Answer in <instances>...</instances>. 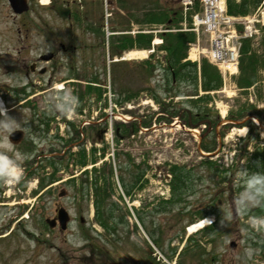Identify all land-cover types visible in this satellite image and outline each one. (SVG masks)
I'll return each instance as SVG.
<instances>
[{
	"label": "rangeland",
	"instance_id": "obj_1",
	"mask_svg": "<svg viewBox=\"0 0 264 264\" xmlns=\"http://www.w3.org/2000/svg\"><path fill=\"white\" fill-rule=\"evenodd\" d=\"M118 1L119 4L112 0H103L104 6H107V36L101 40L100 47H92L101 48L100 55L98 50H92L89 56H76V64L80 67L74 73H78L77 76L82 81L89 78L98 84L90 90L83 89L84 83L74 85L72 80L64 81L68 68L73 64L69 58L66 59L67 64L60 63L55 67L56 71L51 70L50 74L54 79L50 86H40L38 81L43 77L36 73H14L11 67L19 61H14L15 56L8 54L7 50L12 45L4 38L15 33L17 25L10 24V15L6 10L0 12V101H3L8 114L20 121L21 129L26 131L23 141L14 144L27 156L23 167L28 184L25 186L21 182L9 186L0 182V264H264V234L249 230L246 243L241 244L248 227L247 216L234 214L231 223L221 224L222 229L219 232L198 230L190 233L186 230L189 222L195 220V216L213 208V194L218 192L217 188L228 187L226 183L214 186L217 183L215 174L218 176L219 173L210 171L201 164H206L209 160L200 161L202 153H205L200 151V146H213L212 151L205 154L216 161V166L223 172L221 178L226 176L230 186V190L227 188L216 193L223 200L220 203L223 208L233 204V197L239 190L235 178L241 162L245 161L241 166L250 170H255L257 162L261 165L260 169L262 168L264 123H260L249 112V103L256 101L255 107L260 109L264 100L260 101L256 95L250 94L255 88L246 91L239 88L236 84L238 74L229 78L219 70V64L215 66L209 61V35L199 29L195 45L190 44L186 49L187 58L195 62L206 60L211 68H216L221 77L226 76L219 90L209 92L206 102L199 100L201 110L207 113L208 121H215L216 118L219 121L216 124H197V131L186 130L180 125L176 127L181 122L178 117L169 116L168 110L174 108L178 112H184V109L190 108L187 100L184 96L173 95L169 98L172 92L162 85L165 84L163 78L166 80L164 71L160 74L152 69L148 74L143 69L145 62L137 58L138 55L128 56L130 52L119 49L126 46L123 44L124 40L128 41V36L135 34L137 26L139 29L146 27L143 23H137L136 18L131 19L133 12L137 18L142 19L148 10L164 12L171 8L179 11L180 0ZM193 6L197 10L200 6L199 0H194ZM261 13L262 7L256 9L254 16L262 20ZM254 24L258 27L259 23L255 20ZM143 44V41L138 44L133 42L132 46ZM228 44L230 47L232 42L229 41ZM133 49L131 51H137ZM116 51L121 56L111 55ZM158 55L161 60L165 52L162 50ZM224 56L226 62L231 60L229 53H224ZM150 59L153 64H160V60L155 57L151 56ZM226 62L223 65H229ZM220 68L223 69V66L220 65ZM85 71L88 75H84ZM156 74L161 77L157 78ZM19 75L21 79L14 82ZM263 75L261 70L259 81ZM46 77L44 75V79ZM44 79L42 81L45 83L47 79ZM155 80H158L159 88L155 86ZM183 82L179 85L176 81L173 86L179 92L193 89L191 82ZM63 87L74 89L81 101L72 119L56 112L41 111L40 108L50 89ZM131 92L134 93V98L126 101L125 97L130 96ZM201 92L199 90V94ZM202 94L207 93L203 90ZM184 106L186 107L183 108ZM129 117L131 119H127ZM174 120L179 122L169 124ZM87 121L89 124H86ZM143 121L154 124L147 130L138 131L134 136H125L116 148L114 131L118 128V131L126 135L125 132L131 131L133 124ZM225 122L227 123L224 124ZM241 126L247 128L244 136L237 134V129ZM45 128L53 132H41ZM46 133L53 134L54 139L44 137L45 140L39 136ZM104 143L108 146L107 155L106 159L100 160L99 152ZM91 147L96 148L97 167L104 160L112 163L110 194L112 202L118 204L113 206L112 214L117 223L108 229H104L95 220L92 197L88 189H82V166L76 165L81 152L79 150L84 148L89 160ZM254 148V153H258L251 156ZM114 150L118 153L116 158L112 157ZM51 159L55 164L49 163ZM175 162L189 166L192 174L184 196L180 197L182 199L167 203L164 201L168 197V187L162 178L168 165H174ZM226 166L229 169L225 175L223 170ZM136 171H143L142 180L148 178L140 187L139 182L132 185V174ZM50 172L55 174L58 181L52 183L48 189L39 188L40 182L46 181ZM104 176L102 171V179ZM124 184L130 190L129 194L125 193ZM102 188L107 191V184H103ZM76 198L82 205L78 206ZM22 206H25L23 211L20 210ZM59 207L69 210L72 214L71 220L65 229L56 224L49 230L45 220H53ZM79 207L80 211H77ZM9 210L11 214L5 215ZM218 212L222 215V210ZM73 224L77 225L79 233L88 241L81 247L74 246L69 240L73 235ZM248 245L257 249L250 258L243 253L244 247ZM41 256L44 259H40Z\"/></svg>",
	"mask_w": 264,
	"mask_h": 264
},
{
	"label": "trees",
	"instance_id": "obj_2",
	"mask_svg": "<svg viewBox=\"0 0 264 264\" xmlns=\"http://www.w3.org/2000/svg\"><path fill=\"white\" fill-rule=\"evenodd\" d=\"M262 0H226V6H227V12L231 15H247L251 14L255 11V9L261 4ZM264 7V2H263ZM156 20L163 19L164 14L162 13H156L152 15ZM161 17V18H160ZM172 21H177L180 19V14L178 11H175L172 14ZM164 37V45L162 47L167 51V68L171 71V73L177 77L178 79H181L182 81L191 82L194 86L197 83V67L195 62H191L189 60L183 61L182 59L186 56V48H187V42H192L195 39V35L192 32L189 31H176V32H167L162 34ZM137 37L142 38L140 42H144L143 46H147L149 44L150 35H138ZM130 42V40L124 42L123 44H126ZM148 63V62H147ZM211 64L206 62V60H202L200 64V76H201V88L204 91L209 90H217L221 87L222 81H221V75L217 73L216 68H211ZM264 73V33L262 34V37L260 39V43L256 46H253L250 39H243L240 47L239 52V74L236 78V84L239 88L243 89V91H246L249 87H253L254 94L256 97L259 98L260 101L264 100V75L262 76V80H260V74ZM172 79V78H171ZM170 79V80H171ZM88 90L91 89V87H87ZM209 97L208 94H204L201 96L200 100H205ZM263 99V100H262ZM198 100V99H197ZM187 106H191L192 109H184L185 111L178 112L174 110H168L169 114L171 116L179 115L180 118L183 120V123L189 124V126H193L196 123L207 122L208 124H215L218 122V118L215 121L209 122L207 118V114L205 111H201L199 116L196 114L198 111H196V108L199 107L198 101L194 100H188ZM184 106L183 108H185ZM244 107V106H243ZM242 108V107H241ZM240 108V109H241ZM245 108V107H244ZM249 108H251L250 113L255 115L260 123H264V107L262 108H256L254 103H249ZM248 124L251 125V122ZM253 125V124H252ZM255 128V127H254ZM250 136V135H248ZM114 140L116 142L119 139L118 132H114ZM204 149H211L210 146L203 145ZM210 147V148H209ZM107 146L105 145V150ZM91 150V159L87 160L85 155V150L81 148L79 151H81L78 155V164L79 165H85L88 161L95 162V154L96 150L94 148ZM255 148L253 151H251V156L255 155ZM101 154H104V150L101 152ZM118 153L117 151H114L115 158L117 157ZM251 158V157H250ZM206 164H203L205 168H208L210 171H215L218 176L215 174V178L217 183H215L214 186H217L219 184H222L224 181L227 182L226 176L221 178L222 173L221 170L218 169V166L214 164L212 161H206ZM247 163V162H246ZM171 167V166H170ZM104 168L102 171H104V179L101 177V169ZM261 171H264V159H262V168ZM172 173V177L170 180V198L167 200V203H173L180 201V197L184 196L187 187L190 184V176L191 171L189 167H186L185 165H173L171 169L169 170ZM226 175V171L223 170ZM106 173V174H105ZM142 171L138 172L136 171L135 174H132L133 184H137L140 182L142 178ZM84 179L81 181L82 189L86 191V189L89 190L92 194L93 204H94V210H95V220L104 228L108 229L109 227H114L117 223L115 218L112 216L114 214L113 212V206L118 205L117 202L113 201L114 204H112L111 200V190L110 187L112 185L111 179L113 177V168L112 163L109 160L104 161V163L100 167H92L89 171L85 170L84 173ZM53 176H51V179ZM110 179V181H109ZM144 180L142 183H139V187L145 182ZM107 184V191L102 188L103 184ZM217 184V185H216ZM131 187V185H130ZM230 190V186H228ZM227 188H217L218 192H215L213 197V208L209 210L208 212H201L199 213L198 217H202V215H214V221L208 225L204 230L211 232H219L222 229L221 226V214L217 211H221L220 209L223 208V206L220 204L223 200H220V197L218 198V195L216 193H219L222 190H226ZM124 190L126 194H129V189L127 188L126 184H124ZM214 190V191H217ZM228 190V191H229ZM83 194V192H82ZM212 195V196H213ZM122 199V198H119ZM122 201V200H121ZM219 203L218 205H216ZM253 212H250V214H262V208H254L252 209ZM264 212V208H263Z\"/></svg>",
	"mask_w": 264,
	"mask_h": 264
},
{
	"label": "flooded vegetation",
	"instance_id": "obj_3",
	"mask_svg": "<svg viewBox=\"0 0 264 264\" xmlns=\"http://www.w3.org/2000/svg\"><path fill=\"white\" fill-rule=\"evenodd\" d=\"M1 10L10 15V24L17 25L16 32L4 38L12 45L8 54L19 61L12 65V71L17 75L36 73L43 79L47 75L44 80L50 77L45 83L43 79L38 81L40 86L51 85V70L56 71L55 67L67 58L78 69L76 56H89L92 50L100 55L101 48L92 47H100L105 35L103 0H0ZM43 36L50 47L36 57L34 40ZM16 77L14 82L21 79L20 75Z\"/></svg>",
	"mask_w": 264,
	"mask_h": 264
},
{
	"label": "clouds",
	"instance_id": "obj_4",
	"mask_svg": "<svg viewBox=\"0 0 264 264\" xmlns=\"http://www.w3.org/2000/svg\"><path fill=\"white\" fill-rule=\"evenodd\" d=\"M35 47L33 55L38 57L40 54L49 50L50 45L45 41L44 36L34 40ZM81 101L78 94L71 87H63L62 89H50L41 102L40 108L44 112H56L61 116L72 119L76 115V110ZM26 123V122H25ZM17 128H21L20 121L8 114L7 108L3 101H0V182H4L9 186H15L21 182L28 186L25 180V169L23 162L27 158L26 154L22 153L15 147L9 139V134ZM244 131H247L245 128ZM245 161L241 162V165ZM236 173L235 183L239 189L233 197V204L228 208H221V224L225 222L231 223L233 215L239 214L247 216L244 239L241 244H245L249 230L264 234V214L248 215L254 208H264V171L259 170L260 164L257 162L255 170H250L248 167H242ZM11 211L5 212V215H10ZM206 222L211 223L208 218ZM71 231L73 235L69 240L74 246L81 247L88 241L79 233L76 224H73ZM257 249L248 245L244 247V256L250 258ZM40 259H44L43 256Z\"/></svg>",
	"mask_w": 264,
	"mask_h": 264
},
{
	"label": "built area",
	"instance_id": "obj_5",
	"mask_svg": "<svg viewBox=\"0 0 264 264\" xmlns=\"http://www.w3.org/2000/svg\"><path fill=\"white\" fill-rule=\"evenodd\" d=\"M212 16L213 15L211 14V12H208L205 20L207 22L210 21L212 19ZM229 41H230V35H226L222 31L215 35V38H213L212 40V51H211V55L214 59L221 60L222 62L223 61L226 62L224 53L225 55L229 53L231 56V60L235 58V52H234L235 48L233 45H230L229 47L228 44ZM232 51L234 53H232Z\"/></svg>",
	"mask_w": 264,
	"mask_h": 264
},
{
	"label": "water",
	"instance_id": "obj_6",
	"mask_svg": "<svg viewBox=\"0 0 264 264\" xmlns=\"http://www.w3.org/2000/svg\"><path fill=\"white\" fill-rule=\"evenodd\" d=\"M22 133L19 131H14L12 133H10L9 138L12 142L16 143L17 141H19V139L21 138ZM66 212L63 209H60V211L58 212V217L61 223V226L64 227L65 226V221H66ZM51 224V223H50Z\"/></svg>",
	"mask_w": 264,
	"mask_h": 264
},
{
	"label": "bare ground",
	"instance_id": "obj_7",
	"mask_svg": "<svg viewBox=\"0 0 264 264\" xmlns=\"http://www.w3.org/2000/svg\"><path fill=\"white\" fill-rule=\"evenodd\" d=\"M193 53L194 52L192 51V54ZM232 53H234V52L232 51ZM145 54H146V51L139 50V51H131L127 55L128 56H133V55L144 56ZM191 56L193 57L194 55H191ZM237 131L239 132L240 135L244 134V128L237 129ZM203 223H205L204 220H200V222L195 223L192 226H189L188 231L194 230L196 227L201 226V224H203Z\"/></svg>",
	"mask_w": 264,
	"mask_h": 264
}]
</instances>
